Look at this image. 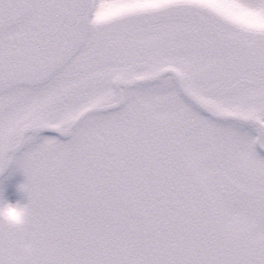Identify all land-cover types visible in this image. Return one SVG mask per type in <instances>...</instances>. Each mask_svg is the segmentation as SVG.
Wrapping results in <instances>:
<instances>
[{"label":"snow or ice","instance_id":"snow-or-ice-1","mask_svg":"<svg viewBox=\"0 0 264 264\" xmlns=\"http://www.w3.org/2000/svg\"><path fill=\"white\" fill-rule=\"evenodd\" d=\"M256 145L264 0H0V264H264Z\"/></svg>","mask_w":264,"mask_h":264},{"label":"rangeland","instance_id":"rangeland-1","mask_svg":"<svg viewBox=\"0 0 264 264\" xmlns=\"http://www.w3.org/2000/svg\"><path fill=\"white\" fill-rule=\"evenodd\" d=\"M255 136L254 131L250 132ZM255 150L261 158H264V151L255 146ZM24 175L14 165H10L2 174H0V198L6 199L9 202H26L24 194L17 191V186L24 182Z\"/></svg>","mask_w":264,"mask_h":264},{"label":"clouds","instance_id":"clouds-1","mask_svg":"<svg viewBox=\"0 0 264 264\" xmlns=\"http://www.w3.org/2000/svg\"><path fill=\"white\" fill-rule=\"evenodd\" d=\"M21 185V184H20ZM17 186V191L24 194V190ZM28 213L27 202H9L6 199L0 198V222L16 224L23 222Z\"/></svg>","mask_w":264,"mask_h":264},{"label":"water","instance_id":"water-1","mask_svg":"<svg viewBox=\"0 0 264 264\" xmlns=\"http://www.w3.org/2000/svg\"><path fill=\"white\" fill-rule=\"evenodd\" d=\"M257 146H258L259 149H261V148L259 147V145H257ZM261 150L264 151V149H261ZM0 174H2V173H0Z\"/></svg>","mask_w":264,"mask_h":264}]
</instances>
